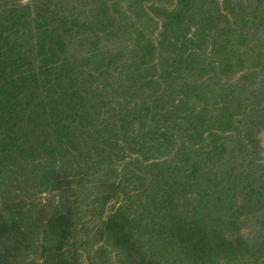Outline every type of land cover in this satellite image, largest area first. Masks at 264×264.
<instances>
[{
  "label": "rangeland",
  "instance_id": "obj_1",
  "mask_svg": "<svg viewBox=\"0 0 264 264\" xmlns=\"http://www.w3.org/2000/svg\"><path fill=\"white\" fill-rule=\"evenodd\" d=\"M45 2L0 0L4 39L28 35L20 67L0 84V264H264V185L254 201L233 184L264 171V0H194L177 16V0ZM17 14L23 29L11 25ZM38 14L49 43L38 37ZM205 15L218 24L193 42ZM177 38L196 61L214 63L202 79L158 51ZM199 112L225 122L222 151L200 126L191 143ZM204 153L228 162L196 190L212 201L194 232L184 212L202 195L188 185L202 180L200 162L213 171ZM179 173L189 183L178 184ZM170 205L178 219H161L162 229L158 211ZM200 229L216 248L210 237L193 244ZM165 242L171 254H160Z\"/></svg>",
  "mask_w": 264,
  "mask_h": 264
},
{
  "label": "trees",
  "instance_id": "obj_2",
  "mask_svg": "<svg viewBox=\"0 0 264 264\" xmlns=\"http://www.w3.org/2000/svg\"><path fill=\"white\" fill-rule=\"evenodd\" d=\"M192 1H194V0H177V8L175 9L174 15L177 16L178 14H180V12L182 11V8H181L182 4H184L185 6H188V4H190V2H192ZM45 4L47 5V0H46ZM113 7H114V3H113ZM201 7H203V6H201ZM13 10H14V8H13ZM13 10H11V12H14ZM156 11L159 12V13L162 12V13H164V15H166L168 17L173 14V13L165 12V10H163V8H162V10L156 9ZM209 12L210 11L205 12V10H204L203 13H209ZM15 13H16V11H15ZM38 15L35 18H33V20H32V21H34V24L37 27L36 31L38 32V37H39V39L41 41H43V42L45 41V43H49L50 39L52 37V34L49 32L51 26H46V24H47L46 22L43 23V24L41 23L42 18L43 19L47 18V15L42 14L41 18H40V14H38ZM23 17H24L23 15H18V14L14 15V17L11 18V19H13V23H11V25L13 26L14 24H20L21 25L20 27L23 29L22 24H21ZM122 18H123L122 20L124 21L123 24H128L129 26L133 25V21L128 19L127 16H124V14H122ZM187 19H189V18H187ZM188 21H192V19H190ZM217 21H218V18L216 20L213 19L211 21V17H209V16H206V15L203 16V17L200 16L198 18V22L194 23L195 24V31L192 34L193 35L192 41L194 42V39H196L197 37H199L200 40L203 37H205L206 32L203 31L205 29H208L209 32L212 33L211 29H213V27H215L218 24ZM191 23H193V22H191ZM8 27L9 26H4L2 28V30H0V84H3V82L1 80H4V77L10 76L12 72H16L17 68L20 67L21 58H20V53L18 51V47L17 46L21 45V42L25 43L27 41V39H25V37H28L27 34L26 35H20L18 33V31L13 30L12 33L14 35L13 34H11V35L14 37V41H9L8 38L4 39V37H5V35H6L7 31H8ZM48 27H50V28H48ZM24 28H25V26H24ZM27 30H28V32H30L31 28H28ZM133 31L136 32L137 35L140 34V32L137 31V28H135V27L133 28ZM18 34H19V36H17ZM1 38H3L2 41H3V43H5L4 45L2 44ZM41 41H40V43H41ZM186 41H187V39L186 40H183V39L181 40V39L177 38V39H175L174 42H170L169 46L165 45V46L160 47L158 51L159 52L160 51L161 52L162 51H164V52L167 51V53H168V54L166 53L167 56L170 57L171 59H173V62L170 64V67L174 68L173 70H178L180 67H182L183 70L186 71V76L191 77V76L196 74L198 78L202 79V77L206 76L211 71V68H212L211 65H213L214 63H212L211 61L210 62H205L204 60H202L201 62L200 61H196L195 60V56H197V55H195L193 52H191L190 50H187V51L186 50H181L180 46L177 48L176 43L179 42L181 45H184L186 43ZM160 42H162L161 39L158 40V44ZM41 45H42V43H41ZM137 46H138V44H137ZM218 64L221 66L220 70H223V69H225V71L228 70L227 68L229 66L223 64V62L220 61V62H218ZM7 69H9V70L7 71ZM70 71H72V70H70ZM196 71H198V72H196ZM262 73H264V67H262ZM175 75L177 76L176 72H173L172 74H169L171 79L167 82V85L172 84L174 78L177 79L178 76L174 77ZM23 77H24V79H23L24 81L31 80V78L29 76H23ZM8 80L9 79L5 80V84H6V82H8ZM0 93L3 94V91H1ZM193 97L196 98V100H197L199 98V94H193ZM203 97H205V96H203ZM30 115L33 116L32 114H29V116ZM207 118H203L201 116L200 112L195 117V123H196L195 125L196 126H194V130L196 131V135H193L191 137V143L196 142V140L200 138V135L202 134V132H199L198 126H200L201 129L202 128L204 129V132H212L211 137L214 139L213 143L218 144L219 149H221V151H222L223 149L221 147H222V142L223 141L220 140L219 143H218L217 142L218 141L217 138H219V136H218V132H220L219 130H222L221 132L226 130V129H223L221 127V125L224 124L225 122L222 123L220 120L215 121V119L212 120V118H210V117H207ZM51 119H53V117H51ZM201 119H202V121L199 123V120H201ZM205 121H206V124H205ZM229 124H230V122H229ZM248 127H249L248 129H251L252 125L250 124ZM230 129L235 130L232 127ZM248 135H249V132H247L246 135H244L243 137L246 138ZM3 147H6V146L3 145ZM224 149L228 150L227 147L224 148ZM7 150H8V148H7ZM25 151H26V148L24 146H22L21 148L18 149V152H22L23 154L25 153ZM217 152H219V151H217ZM204 154L206 156V160L212 162V163H210V165L214 164L213 166L211 165L213 167L212 168L213 171L208 170L209 169V165L208 164L205 166V164H203V162L202 163L200 162V165L203 167V170L200 172V175L202 174V176H201L202 180L201 181L199 180L200 182L197 181L195 184H188V185L192 186L195 189V195L196 196H199L201 193H202V195H200V197L197 198V200L195 199V204L193 203V206H191V204H190L191 208H189L188 210H186V212H184V213L187 214L188 219H190V221H188L189 222V228H191L194 232L198 231L199 224L200 223L202 224V220H200V218H201L200 216L202 215V212H201L200 208L201 207H206L212 201L208 197V194L205 193V190H203V192L201 191V193L197 192L196 190H198L201 187L200 183H203V185H204V181L206 182V185H208V183H210L211 181L218 180V175H219V172H220V169H221V168H218V167H220L221 165H226V163L228 162L225 159H222L223 160L222 161L220 158L218 159V157L216 159L211 160V158L206 153H204ZM232 156H235V155L233 154ZM232 168H234V167H232ZM196 170H197V168H193L192 171H191V175H195L196 174ZM251 171H252V173L247 174L246 177L243 175V178L242 179L240 178V180H238L239 178H238V175L236 174V177H235V180H234L233 184H236V187H234V188L235 189H239V191L237 193L242 195L244 199L245 198H249V199L253 198L254 201H258V199H255V197L258 194L257 195L256 194L249 195V194L252 193L253 191L257 190L258 188L263 187V185H264V171L261 172V170H260V172H258L257 170L252 169V168H251ZM179 174L180 175H176V177L180 178L182 180L178 181L177 182L178 184L181 183V182H184V181L186 183H189V181L186 180L184 177L188 178V177H191V176H188L187 174L182 175V173H179ZM196 177H199V176H196ZM174 183H176V182H174ZM177 183L174 185V187L178 186ZM197 186H198V188H197ZM182 187L183 186H180V189H182ZM246 188H249V189L253 188V190H249V192L245 195L243 193V190H245ZM167 189L170 190L169 185L167 186ZM171 189H172V194L171 195H174L175 190L173 189V184L171 186ZM258 191L260 192L259 189H258ZM186 194H187V192H184V194L181 195V196L185 197ZM175 199H177V197ZM176 207L177 206H175V208ZM158 212L161 214V216H160L161 218L158 219L156 226H158L159 224H162V229L164 228V224L161 222V219L162 220L163 219L166 220V222L169 225L172 224L176 219H178V217L173 213L174 211H173L172 205H170L169 207H166L163 212L162 211L161 212L158 211ZM207 212L208 211H206V214H207ZM202 231L203 230L200 229L199 230V234L195 233L194 237H191V239H190L191 241L194 239L193 240V244L194 245L208 244V243L204 242V239L206 240V239H208L210 237V238H212V242H211V244L209 243L208 245H210L212 248H216L217 247V242H219L217 240V238H215L216 236H209L208 235L209 234L208 231H206V230H205V232H202ZM2 233H3V231H0V238L4 237L3 235H1ZM216 240H217V242H215ZM163 244H164V246L160 245V248H159L160 249L159 250L160 254H162L165 250L169 252L168 254H171L170 248L169 247L167 248L168 243L165 242ZM162 250H164V251H162ZM166 256H167V254H166Z\"/></svg>",
  "mask_w": 264,
  "mask_h": 264
}]
</instances>
